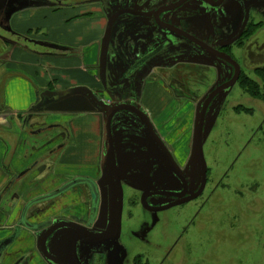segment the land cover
Masks as SVG:
<instances>
[{"label":"flooded vegetation","instance_id":"flooded-vegetation-1","mask_svg":"<svg viewBox=\"0 0 264 264\" xmlns=\"http://www.w3.org/2000/svg\"><path fill=\"white\" fill-rule=\"evenodd\" d=\"M94 1L102 6L104 22L95 44L96 61L90 72L93 79L84 86L103 103L106 111H69L59 113L54 119L74 143L60 153L61 163L70 164L72 168L61 169L62 174L58 175V179L61 184L78 177L91 178L97 183L104 170L100 159L105 154L103 149L109 138L116 167L128 163L126 173L129 171L128 175L131 174V178L140 182L142 189H145L149 182L159 176L152 152L150 148H145V145L153 142L151 135L167 150L169 148V154L181 172L189 154L199 112L203 109V134L211 117L216 119L227 107L235 85L248 97L242 84L255 88L261 86L258 74L264 76V66L254 67L251 72L245 73L235 53L262 28L261 21L254 20L253 16L264 6V0ZM107 19L111 20L110 33L106 45L105 74L101 80L99 48ZM255 100L256 103H253L256 107L263 106L261 102L264 103V100L253 96L251 101ZM61 107L72 110L81 108V105L71 103ZM231 107L240 109L241 105ZM248 109L252 112V107ZM111 111L108 125L105 126L104 118ZM202 154L204 158L203 147ZM79 170L83 174L69 173ZM185 181L186 187L182 189L181 182L171 176L166 183L169 187L150 191V196L144 199L145 206L140 202L141 191L125 186L121 181V216L127 198L132 200L133 205L130 211H126V217L132 218V211L136 207L140 215L147 217V222L151 217L165 216L173 208L195 205L204 196L207 169L204 184L198 191V185L192 186L187 178ZM153 183L150 184L154 186ZM71 187L61 200L62 213L70 217L74 215V209L68 207L78 205L81 186L75 184ZM183 191L182 196L175 197ZM124 192L129 193L127 198ZM189 195L193 196L185 202L158 209L163 204ZM83 207L82 215L74 216L86 218L88 202ZM196 210L195 206L193 217ZM65 218L59 217L58 221L68 222ZM96 218L101 220L102 217L97 215ZM121 222L122 218L120 226ZM186 228L168 246L157 264H163L170 257ZM75 253L79 264L84 260L87 264L104 263L101 254L89 253L86 257L78 248Z\"/></svg>","mask_w":264,"mask_h":264},{"label":"water","instance_id":"water-1","mask_svg":"<svg viewBox=\"0 0 264 264\" xmlns=\"http://www.w3.org/2000/svg\"><path fill=\"white\" fill-rule=\"evenodd\" d=\"M110 21L107 19L100 40L98 61L101 80L105 74ZM71 103L80 104L81 108L69 110L61 107ZM105 109L87 87L76 85L62 91L37 93L32 105L18 115L4 111L11 125L6 129L15 138V143L13 149L8 150L9 158L4 165L1 163L4 150H0V264H79L75 253L77 248L86 257L89 253L101 254L104 256V264H115L122 210L121 181L141 191L142 206H145L144 199L150 196V191L169 187L166 183L171 176L181 182L182 189L186 187L185 178L192 186L198 185L197 191L202 187L206 172L202 154L203 109L193 128L183 171L178 170L169 154V148L167 150L151 135L153 142L145 145V148H150L155 166L159 168V176L156 182L151 181L142 189L128 175L129 171L126 173L128 163L116 167L111 141L106 135V146L103 149L105 154L100 159L104 170L97 183L91 178L78 177L66 184L53 185L50 175L55 178L60 175L52 174L51 170L56 167L54 157L61 153L70 139L54 118L63 112L83 113L93 110L104 113ZM112 112L105 116V126ZM152 182L154 186L150 184ZM75 184L81 186L78 205L68 208L74 209V215L81 214L83 206L88 202L86 218L70 217L62 213V197ZM184 192L175 197L182 196ZM191 196L163 204L158 209L180 204L191 199ZM97 215L102 217L101 220L96 218ZM59 217H66L68 222H59ZM80 264L87 262L84 260Z\"/></svg>","mask_w":264,"mask_h":264},{"label":"rangeland","instance_id":"rangeland-1","mask_svg":"<svg viewBox=\"0 0 264 264\" xmlns=\"http://www.w3.org/2000/svg\"><path fill=\"white\" fill-rule=\"evenodd\" d=\"M253 18L262 28L235 53L245 73L264 66L263 5ZM258 76L260 87L242 84L249 97L235 85L227 107L209 120L202 137L207 185L195 205L173 208L147 222L136 207L132 218L126 217L133 202L124 192L115 264H157L185 226L163 264H264V103L256 107L251 101L253 96L264 100V76ZM236 104L240 109L231 107Z\"/></svg>","mask_w":264,"mask_h":264},{"label":"crops","instance_id":"crops-1","mask_svg":"<svg viewBox=\"0 0 264 264\" xmlns=\"http://www.w3.org/2000/svg\"><path fill=\"white\" fill-rule=\"evenodd\" d=\"M101 11V4L94 0H0L3 165L15 143L6 129L11 125L4 111L18 115L32 105L35 95L41 91L86 86L93 79L90 72L96 61L95 44L104 22ZM73 144L70 137L65 149ZM54 158L56 167L51 170L52 174H62L61 169L72 168L61 163L60 153ZM69 173L83 174V171ZM50 176L53 185L60 183L58 177Z\"/></svg>","mask_w":264,"mask_h":264}]
</instances>
